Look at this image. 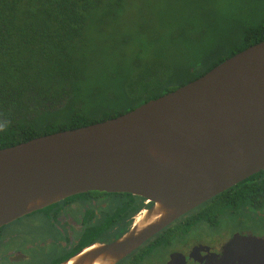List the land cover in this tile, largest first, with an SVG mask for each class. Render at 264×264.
<instances>
[{
	"label": "water",
	"instance_id": "water-1",
	"mask_svg": "<svg viewBox=\"0 0 264 264\" xmlns=\"http://www.w3.org/2000/svg\"><path fill=\"white\" fill-rule=\"evenodd\" d=\"M262 170L264 39L119 116L0 149V225L91 189L145 196L117 256ZM203 264H264V238L237 235Z\"/></svg>",
	"mask_w": 264,
	"mask_h": 264
},
{
	"label": "trees",
	"instance_id": "trees-1",
	"mask_svg": "<svg viewBox=\"0 0 264 264\" xmlns=\"http://www.w3.org/2000/svg\"><path fill=\"white\" fill-rule=\"evenodd\" d=\"M130 2L0 0V149L119 116L264 39V21H258L243 27L236 46L225 53L220 46L200 50L193 63L158 52L141 70L116 66L99 92L92 86L93 34L119 28Z\"/></svg>",
	"mask_w": 264,
	"mask_h": 264
},
{
	"label": "flooded vegetation",
	"instance_id": "flooded-vegetation-1",
	"mask_svg": "<svg viewBox=\"0 0 264 264\" xmlns=\"http://www.w3.org/2000/svg\"><path fill=\"white\" fill-rule=\"evenodd\" d=\"M262 171L117 256L107 247L136 232L154 202L126 191L91 189L67 196L0 225V264H64L84 257L85 264H203L237 235L264 238Z\"/></svg>",
	"mask_w": 264,
	"mask_h": 264
},
{
	"label": "rangeland",
	"instance_id": "rangeland-1",
	"mask_svg": "<svg viewBox=\"0 0 264 264\" xmlns=\"http://www.w3.org/2000/svg\"><path fill=\"white\" fill-rule=\"evenodd\" d=\"M128 6L119 28L93 34L97 50L92 86L99 92L118 65L138 71L158 52L165 60L193 63L206 48L220 46L225 53L240 43L248 29L244 26L264 21V0H131Z\"/></svg>",
	"mask_w": 264,
	"mask_h": 264
},
{
	"label": "bare ground",
	"instance_id": "bare-ground-1",
	"mask_svg": "<svg viewBox=\"0 0 264 264\" xmlns=\"http://www.w3.org/2000/svg\"><path fill=\"white\" fill-rule=\"evenodd\" d=\"M150 210V209H149ZM149 211L147 210V213H148ZM146 216V215H145ZM142 217V216H141ZM140 219V218H139ZM142 219V218H141ZM102 245V244H101ZM92 249V248H91ZM85 250H87V249H85ZM90 251V250H89ZM92 251V250H91ZM97 253V252H96ZM93 254H95V253H93ZM91 256V255H90ZM82 261V260H81ZM88 262H89V260H88ZM84 264H85V262H84Z\"/></svg>",
	"mask_w": 264,
	"mask_h": 264
}]
</instances>
